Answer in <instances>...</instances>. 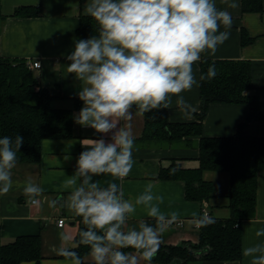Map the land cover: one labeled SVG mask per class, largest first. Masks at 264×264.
<instances>
[{
  "label": "clouds",
  "instance_id": "clouds-1",
  "mask_svg": "<svg viewBox=\"0 0 264 264\" xmlns=\"http://www.w3.org/2000/svg\"><path fill=\"white\" fill-rule=\"evenodd\" d=\"M85 12L96 21L98 34L77 40L66 57L70 61L68 74L83 85L76 93L83 107L74 115V122L112 135L110 142L103 138L80 141L85 150L77 159L75 173L64 184L72 189L67 208L87 226L79 232L75 247L88 246L92 264H152L162 235L179 218L178 211H161L164 197L153 192L152 183L133 203L124 198L117 183L102 187L93 177L108 174L122 180L130 174L134 108L135 115L143 116L170 108L175 97L185 116L195 113L196 108L182 93L199 86L193 65L202 53L214 54L229 39V31L220 28L230 29L232 17L227 10H219L215 0H90ZM216 75L215 67L210 66L200 80ZM23 143L20 135L0 138V193L12 188V170ZM42 191L31 177L23 187L33 203ZM138 205L147 209L154 225L141 221L138 229L128 227ZM193 216L196 228L215 223L207 213ZM255 236L264 237V227L257 229ZM61 240L68 243L72 237L62 233ZM57 254L70 259L71 264H82L75 250L61 247ZM242 256L250 257V264H264V241L243 248Z\"/></svg>",
  "mask_w": 264,
  "mask_h": 264
},
{
  "label": "crops",
  "instance_id": "crops-1",
  "mask_svg": "<svg viewBox=\"0 0 264 264\" xmlns=\"http://www.w3.org/2000/svg\"><path fill=\"white\" fill-rule=\"evenodd\" d=\"M235 2L236 8L228 5ZM90 0H1L2 14L6 18L0 38V56L11 59H30L41 62V68L33 73L42 86L53 96L52 106L57 109L73 110V115L83 107L76 93L83 87L73 74H68L66 59L75 48L77 30ZM219 10H227L232 17V26L220 31H229V39L217 47L214 54L204 52L201 59L193 65V73L199 86L182 93L185 100L196 108L195 113L185 116L175 103V97L168 110L169 120L173 123L197 121L196 113L201 110L200 101V65L207 60H248L252 64V89L245 94L257 98V108L264 114V12L243 13L242 0H215ZM40 7L42 14L36 17H15L18 7ZM264 6V0H263ZM243 32L253 41L246 46L242 43ZM87 39V38H86ZM247 104H211L203 121V135L209 137H230L237 133L239 125L246 121L249 114ZM133 109L132 132L134 148L133 168L122 180L108 174L94 176L93 181L106 187L115 182L124 192V198L134 203L143 193L148 183L154 185L153 192L164 197L161 211H178L179 218L162 235V245H179L184 241L197 243L199 228L192 223L193 214L203 215L209 211L216 219L230 217L229 187L230 176L225 172H205L206 180L215 186V196L208 204L189 201L186 198L185 183L179 180H162L159 174L163 168L176 163L180 167L193 169L199 167L198 138L189 137L170 143L168 146L147 143L142 140L145 130V115H135ZM74 135L71 138L45 139L42 142V156L37 163H17L12 170V188L0 193V243L7 245L18 237L39 235L41 238L42 259L40 264H71V260L57 254L59 248L75 249L78 244L82 219L70 211L67 196L71 187L65 188V181L76 171L77 159L85 149L83 139H101L110 142L112 133L103 135L90 127H82L74 122ZM243 134L264 138V120H253L243 129ZM68 141H73L69 145ZM31 179L42 188V194L33 203L23 193L27 179ZM80 181H78L79 184ZM54 202V203H52ZM64 218L66 224L58 226V220ZM141 221L154 225V219L148 217L147 209L136 206V211L127 221L128 227H139ZM183 221V225H178ZM264 227V170L258 173L257 214L254 219L242 222V248L264 241L257 238L255 231ZM72 237L68 243L61 240V234ZM132 251V250H124ZM82 264H92L89 251L82 256ZM251 258L242 257L240 261L216 262L202 261L198 264H250ZM22 264H35L25 261ZM143 264V262H142ZM152 264H156L153 263Z\"/></svg>",
  "mask_w": 264,
  "mask_h": 264
},
{
  "label": "trees",
  "instance_id": "trees-1",
  "mask_svg": "<svg viewBox=\"0 0 264 264\" xmlns=\"http://www.w3.org/2000/svg\"><path fill=\"white\" fill-rule=\"evenodd\" d=\"M242 12L263 13V0H242ZM41 14V8L34 6L18 7L14 12L15 17L22 18ZM5 22L0 0V38ZM97 34L96 21L90 16H83L77 30V39ZM252 41L243 32V45ZM210 66L215 67L217 75L200 80L201 110L195 115L197 121L173 123L169 120L166 108L153 110L144 114L142 140L147 143L170 144L184 138L199 137V167L186 169L173 163L161 170L159 178L183 181L187 200L207 205L215 196V186L212 181L205 179V172L228 173L230 217L215 218L214 224L199 228L197 243L184 241L179 245L160 246L152 261L156 264L240 261L243 257L242 222L254 219L257 214L258 173L264 170V138L243 134L249 122L264 120V114L257 108V98L245 94L253 88L252 64L248 60L204 59L200 65V75L206 76ZM52 101L53 96L28 68L26 59L0 56V138L9 136L14 139L16 135L24 138L17 152V163L40 162L42 142L45 139L73 137V110L54 108ZM215 103L249 105L246 121L239 125L233 136L203 135V121L209 106ZM86 227L82 224L81 230H86ZM72 250L77 251L82 258L89 247L80 245ZM41 259L39 235L21 236L7 245L0 243V264H22L25 261L40 264Z\"/></svg>",
  "mask_w": 264,
  "mask_h": 264
},
{
  "label": "built area",
  "instance_id": "built-area-1",
  "mask_svg": "<svg viewBox=\"0 0 264 264\" xmlns=\"http://www.w3.org/2000/svg\"><path fill=\"white\" fill-rule=\"evenodd\" d=\"M26 63H27L28 68L30 70H32V71L35 70V69L41 68V62H39V61H33V60H30V59H26ZM205 213L210 215L209 211H207V210L204 211L203 214H205ZM65 224H66V220L64 218H60L58 220V226L59 227H63ZM178 225L182 226L183 225V221H179Z\"/></svg>",
  "mask_w": 264,
  "mask_h": 264
},
{
  "label": "rangeland",
  "instance_id": "rangeland-1",
  "mask_svg": "<svg viewBox=\"0 0 264 264\" xmlns=\"http://www.w3.org/2000/svg\"><path fill=\"white\" fill-rule=\"evenodd\" d=\"M155 144H162V145H166V146H168L169 144L168 143H155Z\"/></svg>",
  "mask_w": 264,
  "mask_h": 264
}]
</instances>
